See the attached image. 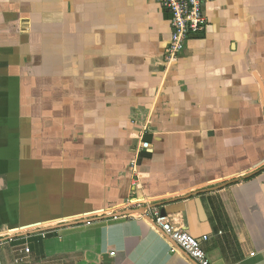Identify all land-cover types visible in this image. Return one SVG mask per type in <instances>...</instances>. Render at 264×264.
Instances as JSON below:
<instances>
[{"label":"crops","instance_id":"obj_1","mask_svg":"<svg viewBox=\"0 0 264 264\" xmlns=\"http://www.w3.org/2000/svg\"><path fill=\"white\" fill-rule=\"evenodd\" d=\"M203 8L168 63L158 0H0V264H196L150 208L264 264V0Z\"/></svg>","mask_w":264,"mask_h":264},{"label":"built area","instance_id":"obj_2","mask_svg":"<svg viewBox=\"0 0 264 264\" xmlns=\"http://www.w3.org/2000/svg\"><path fill=\"white\" fill-rule=\"evenodd\" d=\"M161 6L170 13V38L164 50L165 62L175 61L181 52L184 41L189 37L201 35L207 26L203 5L213 0H158ZM149 143L141 141L139 149H149ZM150 224L168 237L190 260L196 264H211L202 246L207 236L196 238L182 228L175 227L157 208H150L145 213ZM43 236V234H42ZM20 253H29V248H20ZM19 260V259H18Z\"/></svg>","mask_w":264,"mask_h":264},{"label":"water","instance_id":"obj_3","mask_svg":"<svg viewBox=\"0 0 264 264\" xmlns=\"http://www.w3.org/2000/svg\"><path fill=\"white\" fill-rule=\"evenodd\" d=\"M196 206H197V210H198L199 219L201 221H203L204 220V217H205L204 210L202 208V205H201L200 200H198V199L196 200ZM161 214L162 215H165V213L163 211L161 212Z\"/></svg>","mask_w":264,"mask_h":264}]
</instances>
